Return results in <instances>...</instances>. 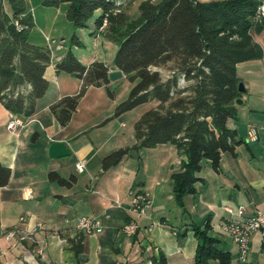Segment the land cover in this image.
Instances as JSON below:
<instances>
[{
	"label": "crops",
	"instance_id": "obj_1",
	"mask_svg": "<svg viewBox=\"0 0 264 264\" xmlns=\"http://www.w3.org/2000/svg\"><path fill=\"white\" fill-rule=\"evenodd\" d=\"M90 28L92 32L93 25ZM92 37L102 51L104 42L112 44L100 32ZM256 42L263 43L261 35ZM112 61L113 57L101 62L108 72L116 70ZM236 71L244 92L237 119L227 122L235 132L233 152L220 154L218 170L208 160L201 162L195 193L185 196L180 206L172 194V176L181 170L185 156L168 144L134 149L136 122L128 127L114 112L127 96L113 98L110 86L125 76L87 86L81 95L82 102L93 90L108 93L107 111L78 115L76 110L62 126L50 107L76 95L82 80L70 75L74 80L52 82L69 74L60 75L62 71L50 64L44 73L47 90L32 113L24 116L5 109L0 126V162L10 170L8 183L0 188V264H152L158 253L167 264H195L196 231L215 240V248L229 256L227 264H264L260 233L251 236L247 259L241 262L237 245L223 232L232 218L225 208L235 214L243 206L247 216L264 213V61L240 63ZM11 114L24 123L14 134L6 129ZM250 127L257 131L253 142L247 140ZM53 141L66 143L70 155L50 158L48 147ZM119 151L126 153L104 166V158ZM80 159L86 162L82 173L75 169ZM131 191L148 195L150 206L144 216L131 212ZM81 217L99 218L102 232L88 235L76 230L73 225ZM127 223L138 227L132 237L122 232ZM11 229H17L18 235L32 233L23 241L18 235L8 240L6 232Z\"/></svg>",
	"mask_w": 264,
	"mask_h": 264
},
{
	"label": "trees",
	"instance_id": "obj_2",
	"mask_svg": "<svg viewBox=\"0 0 264 264\" xmlns=\"http://www.w3.org/2000/svg\"><path fill=\"white\" fill-rule=\"evenodd\" d=\"M261 1L142 0L130 13L129 0L122 5L117 0H42L45 7L65 6V16L74 29L87 28L95 17L90 34L100 32L116 45L113 66L131 83L116 113L151 104L135 124L133 148L168 144L185 156L181 170L172 176V194L180 206L185 196L195 193L201 162L208 160L218 170L220 154L233 152L235 132L227 122L237 119L236 100L242 95L236 67L247 61H264V49L256 42L264 34V18L256 19ZM7 6L6 12L0 8V103L11 113L28 116L47 90L44 73L50 54L46 46L29 42L34 22L25 0H7ZM73 45H80L74 31L63 59L55 64L56 70L82 80L76 95L63 97L50 107L62 126L87 86L108 82L107 67L101 62L82 66L71 50ZM165 66L172 75L163 79L158 69ZM180 78L191 83L182 88ZM22 86L29 87L26 96L5 97L4 92L13 94ZM125 153L107 156L104 166L118 162ZM9 178L10 170L0 162V188ZM195 234V264L214 259L228 263L229 256L215 248V240L205 231ZM152 264L167 261L158 253Z\"/></svg>",
	"mask_w": 264,
	"mask_h": 264
},
{
	"label": "rangeland",
	"instance_id": "obj_3",
	"mask_svg": "<svg viewBox=\"0 0 264 264\" xmlns=\"http://www.w3.org/2000/svg\"><path fill=\"white\" fill-rule=\"evenodd\" d=\"M117 1L118 2L116 3L122 5L126 0ZM140 1L142 0H129L130 13L135 11ZM152 1L156 2L158 0ZM198 1L207 2L208 0ZM25 4L27 10L30 11L32 15L34 22V26L29 30V42L39 46L43 45L47 47L50 54L49 65L51 64L55 66L56 63H59L63 59L68 49L70 35L73 31L78 36L80 45H73L71 50L74 56L79 57L82 60V66H86L90 60H92L93 63L102 61L106 62V60L114 57L116 50L115 44L104 42V51L101 50L99 45L96 47L93 45V37L90 34V26L93 25L95 17L90 20L87 28L74 29L65 16V6H60L59 8L45 7L42 5V0H25ZM7 7V0H0V8L6 12L8 10ZM95 16H97V13ZM16 26L18 25L16 24ZM261 41L263 42L261 46L264 47V34L261 35ZM158 71L163 79H166L172 75V71L169 66L162 67L158 69ZM62 73L67 75L65 72H60V75H63ZM61 79H66V81L74 80L70 75L67 78H64L63 75L62 77L58 76L55 81L52 79V82L61 81ZM189 83H191V81L183 83L180 87L183 88L186 85H189ZM130 88L131 83L125 78L110 86V90L113 93V98L118 100L124 99L127 96ZM28 91V86H22L13 92V94L9 91L4 93L6 98L16 99L19 95L26 96ZM53 93V91L47 92L45 99H48L51 95H53ZM81 97L82 96L78 98L77 106L79 104V107L76 106L75 109V111H78V115L94 114L97 112L107 111L109 109L111 98L108 93L105 94V92H95V90H93L86 100L81 102ZM244 97L249 98L246 94H244ZM24 105V107H27V103ZM150 107V103H144L134 107L131 110L123 112L120 115L123 116L122 120L129 127L132 126L133 122H137L142 117V115L150 109ZM114 112H116V108L114 109ZM4 113L5 108L0 104V126L2 124Z\"/></svg>",
	"mask_w": 264,
	"mask_h": 264
},
{
	"label": "built area",
	"instance_id": "obj_4",
	"mask_svg": "<svg viewBox=\"0 0 264 264\" xmlns=\"http://www.w3.org/2000/svg\"><path fill=\"white\" fill-rule=\"evenodd\" d=\"M264 18V0L261 1L256 10V19ZM105 24V22H104ZM184 83L183 78L179 80V86ZM29 88V87H28ZM23 121L16 115L11 114L6 125L9 133L14 134L16 130L23 127ZM248 141L257 140V131L255 128L250 127L247 132ZM86 162L80 159L75 164V169L78 173H82L85 169ZM130 196V210L138 216H144L150 206L148 195L144 192L131 191ZM225 210L232 215V218L223 226V232L237 245L238 247V261L245 262L250 248V239L254 233H260L261 241L264 242V213L256 212L251 216L246 215V209L243 206L237 207L235 214L232 213L230 208ZM73 227L88 235H95L101 233L103 225L99 218L95 217H81L78 218ZM137 225L135 223H127L122 227V232L128 237H132L137 232ZM17 229H11L6 232V239H15L18 235ZM32 233V232H31ZM30 232L19 234L18 239L23 241L27 239Z\"/></svg>",
	"mask_w": 264,
	"mask_h": 264
},
{
	"label": "water",
	"instance_id": "obj_5",
	"mask_svg": "<svg viewBox=\"0 0 264 264\" xmlns=\"http://www.w3.org/2000/svg\"><path fill=\"white\" fill-rule=\"evenodd\" d=\"M123 76L122 72L119 70H112L109 71L107 74L108 80L109 81H115L121 79ZM238 91L240 93L244 92V86L242 83H239L238 85ZM237 106H240L242 104L241 99L236 100ZM70 155V151L63 141H53L50 143L48 147V156L50 158H61V157H66Z\"/></svg>",
	"mask_w": 264,
	"mask_h": 264
}]
</instances>
